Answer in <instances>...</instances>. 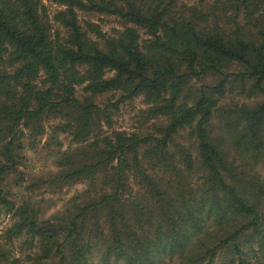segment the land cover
Returning <instances> with one entry per match:
<instances>
[{
	"label": "trees",
	"instance_id": "trees-1",
	"mask_svg": "<svg viewBox=\"0 0 264 264\" xmlns=\"http://www.w3.org/2000/svg\"><path fill=\"white\" fill-rule=\"evenodd\" d=\"M2 216L0 264H264V0H0Z\"/></svg>",
	"mask_w": 264,
	"mask_h": 264
},
{
	"label": "rangeland",
	"instance_id": "rangeland-1",
	"mask_svg": "<svg viewBox=\"0 0 264 264\" xmlns=\"http://www.w3.org/2000/svg\"><path fill=\"white\" fill-rule=\"evenodd\" d=\"M92 20L99 23L104 31L111 32L114 28H120V24L118 21L113 17H106V16H96L92 17ZM82 94V89L79 88L78 95ZM111 98V96H106V99ZM145 106L142 103L141 99H136L135 101L131 103H127L121 106L120 113L115 118L116 127L125 129L127 131L130 130H138V112L141 109H144ZM160 122V121H155ZM152 123H148L145 126H143V130H148L151 127ZM32 158L34 157L31 153L30 155ZM34 164H37V168H40V165L37 163V161L34 159ZM72 190H69V194H72ZM9 220L5 218L4 216L0 217V236L3 232V229L8 225Z\"/></svg>",
	"mask_w": 264,
	"mask_h": 264
}]
</instances>
